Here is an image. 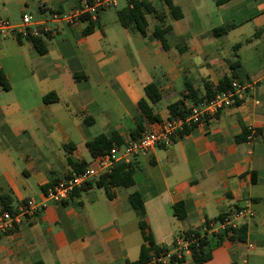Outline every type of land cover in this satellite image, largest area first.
<instances>
[{"label":"crops","instance_id":"0c3cea01","mask_svg":"<svg viewBox=\"0 0 264 264\" xmlns=\"http://www.w3.org/2000/svg\"><path fill=\"white\" fill-rule=\"evenodd\" d=\"M83 1L0 0V16L18 23L30 13L52 28L40 37L42 52L32 39L0 34V210L2 198L12 209L29 197L42 200L77 162L94 165L87 142L99 134L114 138L122 153L139 124L146 130L157 122L144 119L141 99L163 120L172 117L170 104L184 100L188 108L194 102L188 86L201 97L207 81L217 84L226 76L251 87L243 102L134 157L132 187H112L109 196L93 179L67 200L47 202L0 236V264L136 261L145 241L129 199L134 191L143 198L155 243L166 248L208 220L251 207L255 216L240 226L245 240L226 238L202 264H264V0H172L183 12L179 19L164 0L160 6L147 0L171 25L167 47L152 37L154 14H147L145 34L120 23L127 0L116 12L100 10L89 33L87 19L52 20V13H67ZM220 26L228 31L214 35ZM152 82L161 93L157 103L145 94ZM178 202L182 218L175 213ZM184 264H196L192 254Z\"/></svg>","mask_w":264,"mask_h":264},{"label":"built area","instance_id":"2783aa9c","mask_svg":"<svg viewBox=\"0 0 264 264\" xmlns=\"http://www.w3.org/2000/svg\"><path fill=\"white\" fill-rule=\"evenodd\" d=\"M130 7L137 0H127ZM118 0H85L78 7L67 13L54 12L52 20L75 24L81 17L89 15L92 20H98L99 11L114 7ZM52 32L47 20H36L30 13H24L18 23L0 16V34L3 36L16 34L22 38L32 39L46 36ZM250 84H243L233 79L232 84L226 90L218 92L211 98L192 102L189 113L184 116H172L154 123V126L143 131L140 137L128 142L122 153L114 146L104 155L95 157L94 165L87 166L80 171H74L47 189L44 198L39 200L29 197L21 201L16 208L0 210V236L10 234L20 227L27 219L37 215L47 202L61 203L67 200L77 189H82L89 181L98 179L108 173L116 161L130 162L136 156H147L156 147L169 144L180 131L187 127L200 124L207 119L216 117L224 108L243 102L247 97ZM255 216V211L249 207H238L225 213L217 221H210L204 230L208 233L227 232L233 234L244 220ZM193 236L179 235L175 238L174 246L167 251L154 254L146 264H169L172 256L182 259L186 254H191V244L196 242ZM252 246V244H249Z\"/></svg>","mask_w":264,"mask_h":264},{"label":"trees","instance_id":"16d2710c","mask_svg":"<svg viewBox=\"0 0 264 264\" xmlns=\"http://www.w3.org/2000/svg\"><path fill=\"white\" fill-rule=\"evenodd\" d=\"M218 3H222L228 0H216ZM166 6L169 8L170 14L174 19H179L183 16L181 8L173 3L172 0H164ZM154 14L158 20V24L152 34L153 38L160 39L165 47H167L166 34L171 30V25L166 21V15L163 11H159L152 2L147 0H137L134 2L133 7L127 5L126 7L118 11V18L120 23L130 29H136L141 33H146V28L148 26L147 14ZM87 19L88 26L85 29L86 33H89L94 22L97 20H92L89 15L81 17V20ZM94 21V22H93ZM228 31V27L220 26L213 29V33L216 36L222 35ZM34 43L38 46L39 50L42 52L44 49L39 47L41 43L40 37L32 38ZM1 75V74H0ZM76 78H79V75H75ZM233 77H224L217 84H212L211 82H206V93L205 95L198 96L194 89L188 86L189 95L195 102H198L202 99H208L216 95L218 92L226 90L232 84ZM145 94L151 103H157L161 99V93L155 83H150L145 86ZM49 96H46L44 99L49 100ZM138 107L141 111L142 116L146 119L147 122L152 123L159 121L160 116L154 113L153 108L147 101V99H141L138 103ZM171 116H184L189 113V109L186 107L184 100L176 101L168 106ZM85 122L88 125L93 123L92 118L85 119ZM144 130L143 126L139 124L135 130L131 132L133 138H138L141 136L142 131ZM183 134V133H182ZM240 137H238L239 139ZM115 139L108 137L105 134H99L93 139L87 142V146L94 157L104 155L110 151L115 145ZM76 171L84 169L86 166L85 162H77L74 164ZM135 166L132 162L125 161H116L112 167V170L108 173L101 175L97 180L96 184L99 187H104L111 196L110 189L112 187H126L130 188L135 184L134 179ZM3 199L2 209H12V207ZM130 203L133 209L136 211L139 217L140 229L143 235L144 243L141 246L140 256L136 261L129 262L125 264H146L149 259L154 254H159L162 251H167L169 248L158 246L155 243L153 235L149 229V226L146 221V212L144 207V201L141 194L138 191H134L129 196ZM176 216L182 218L185 216V209L183 202H178L175 205ZM223 215L217 219L208 220L204 223L203 226L195 229L186 231V236H193L197 238L196 242L191 244V254L196 264H202L212 258V249L217 245L221 244L226 238H237L241 241L245 240V229L240 227L235 229L231 236H228L227 232L222 233H208L204 230L205 227H208L210 221H217L222 218ZM185 256L182 259H178L175 256L169 261V264H184ZM36 264H44L42 261H37Z\"/></svg>","mask_w":264,"mask_h":264},{"label":"rangeland","instance_id":"374dc122","mask_svg":"<svg viewBox=\"0 0 264 264\" xmlns=\"http://www.w3.org/2000/svg\"><path fill=\"white\" fill-rule=\"evenodd\" d=\"M118 2H119V5L116 6V7H113V8L111 9V12H116L117 9L121 8V7L123 6V4L125 3V0H118ZM156 4H158V6L161 5L159 0L156 1ZM34 15H35V14H34ZM19 17H21V16H19ZM35 17H36V16H35ZM20 19H21V18H20Z\"/></svg>","mask_w":264,"mask_h":264}]
</instances>
